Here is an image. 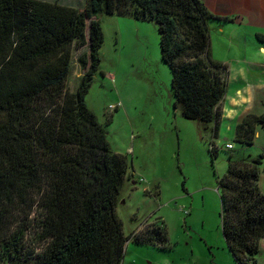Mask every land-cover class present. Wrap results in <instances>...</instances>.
Here are the masks:
<instances>
[{
  "label": "trees",
  "instance_id": "1",
  "mask_svg": "<svg viewBox=\"0 0 264 264\" xmlns=\"http://www.w3.org/2000/svg\"><path fill=\"white\" fill-rule=\"evenodd\" d=\"M154 21L168 65L174 107L213 137L221 118L226 66L210 54L208 24L229 21L202 0H85L79 10L45 0H0V264H121L127 240L164 244L163 222L126 236L115 213L128 172L85 96L100 62L98 14ZM264 43V34H256ZM81 74L64 105L73 50ZM264 112L247 114L235 138L252 144ZM212 157L216 147L210 141ZM263 156L229 159L217 180L222 234L238 264H256L264 238ZM33 195V197H31ZM37 200L32 225L11 212Z\"/></svg>",
  "mask_w": 264,
  "mask_h": 264
},
{
  "label": "rangeland",
  "instance_id": "2",
  "mask_svg": "<svg viewBox=\"0 0 264 264\" xmlns=\"http://www.w3.org/2000/svg\"><path fill=\"white\" fill-rule=\"evenodd\" d=\"M45 1L79 10L85 7V0ZM96 18L103 43L85 102L104 128L110 148L128 162L115 213L126 236L142 224L155 222H163L167 235L164 244L127 241L121 264H234L222 234L217 180L226 172L229 159L262 155L259 186L264 193V129L252 144H244L228 130L229 120L223 117L213 137L211 128L186 119L174 107L172 74L161 58L156 23L106 13ZM236 40L211 29V57L216 60L221 45ZM81 50H73L64 91L66 110L81 74L75 61ZM223 106L231 108L227 101ZM211 140L214 157L209 151ZM227 143L233 148L227 149ZM31 210L11 212L12 221H26L30 215L27 222L32 231L42 212L37 200Z\"/></svg>",
  "mask_w": 264,
  "mask_h": 264
},
{
  "label": "crops",
  "instance_id": "3",
  "mask_svg": "<svg viewBox=\"0 0 264 264\" xmlns=\"http://www.w3.org/2000/svg\"><path fill=\"white\" fill-rule=\"evenodd\" d=\"M202 2L213 15L231 18L226 22L211 20L208 24L209 38L210 31L214 28L218 34H227L231 39H238L222 44L223 49L216 58L226 66V89L219 104L220 120L226 117L229 120L228 130L235 135V127L245 115H260L264 112V43L256 36L264 34V0H202ZM225 26L229 29L225 30ZM210 50L212 56L213 47H210ZM225 101L231 107L229 110L223 106ZM227 113L235 115V118L228 116ZM262 129L261 126H257L256 134L259 135V130ZM144 225H140L134 231L140 230ZM227 254L232 263L238 264L228 247ZM256 264H264V238L259 242Z\"/></svg>",
  "mask_w": 264,
  "mask_h": 264
},
{
  "label": "built area",
  "instance_id": "4",
  "mask_svg": "<svg viewBox=\"0 0 264 264\" xmlns=\"http://www.w3.org/2000/svg\"><path fill=\"white\" fill-rule=\"evenodd\" d=\"M226 148L227 149H231L232 148V145L230 143H227L226 144ZM180 210H183L186 214L188 213V210L184 209V207H181Z\"/></svg>",
  "mask_w": 264,
  "mask_h": 264
}]
</instances>
